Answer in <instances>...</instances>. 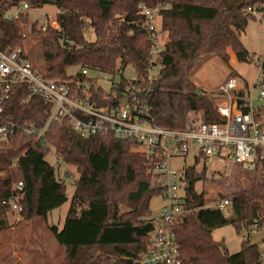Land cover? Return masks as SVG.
Wrapping results in <instances>:
<instances>
[{"label": "trees", "instance_id": "trees-1", "mask_svg": "<svg viewBox=\"0 0 264 264\" xmlns=\"http://www.w3.org/2000/svg\"><path fill=\"white\" fill-rule=\"evenodd\" d=\"M22 3L30 8L52 5L59 10L57 29L42 31L38 20L32 23V34L42 42L46 65L42 74L46 78L77 80L84 68L111 77L120 75L110 91L93 89L98 99H114L115 95L146 99L156 124L173 130H185L192 112L200 113L207 123L221 121L216 97L198 89L191 76L199 61L209 57L228 64L232 52L239 62H251L241 33L255 19L249 9L264 10V0H6L4 8ZM158 4L168 5L162 10L168 41L159 72L151 81L152 42L140 6ZM30 21L29 13L13 20L0 16L1 48H22L27 54L24 34ZM87 28L94 31L95 41H88ZM71 67L80 71L70 76ZM128 68L136 73L132 81L122 75ZM262 68L264 71V58ZM50 111L51 106L33 95L27 84L15 86L4 104L0 124L14 123L16 131L0 140V232L9 227L6 214L12 210L10 200L20 182L24 184L20 200L23 221L46 220L51 211L68 201L66 182L57 177L54 165L46 159L54 149L59 159L79 173L63 228L49 227L55 239L66 247L72 261L90 253V264H140L138 259L157 225L150 202L163 191L151 170L152 161L130 140L113 134L84 138L67 121L51 124L46 133L48 144L42 146L26 135L23 127L29 123L41 126ZM195 160L196 164L202 161ZM206 171L205 164L202 170L191 166L183 171L189 182L184 205L187 214L174 230L184 263L264 264L259 245L244 240L240 251L230 254L225 242L213 237L215 229L227 224L238 232L252 226L263 213L264 183L247 173L252 178L249 187L220 196L232 198L227 217L224 211L204 208L206 191L195 189Z\"/></svg>", "mask_w": 264, "mask_h": 264}, {"label": "built area", "instance_id": "built-area-1", "mask_svg": "<svg viewBox=\"0 0 264 264\" xmlns=\"http://www.w3.org/2000/svg\"><path fill=\"white\" fill-rule=\"evenodd\" d=\"M6 0H0V16L8 20L18 18L31 11L27 3L16 4L5 9ZM168 5L140 6V13L145 18L144 29L152 42L149 61V79L156 78L162 62V54L166 49L162 26V10ZM255 17L264 22V10L261 7L249 9ZM57 13L54 18L45 14L39 21L38 28L46 31L59 28ZM32 28V22L29 24ZM168 38V37H167ZM260 68L252 84L242 83L231 76L218 86L220 102L217 111L221 121L207 123L192 120L185 130L165 129L156 124L152 116V107L146 99L115 95L104 101L98 99L93 89H97L96 81H89L90 71L82 70L77 80H53L46 78L35 70L28 55L22 48L3 50L0 45V116L4 104L10 99L12 89L19 84H27L33 95L41 96L51 106V111L41 126L29 123L23 127L26 135L35 137L37 142L46 146V133L51 124L67 121L76 133L84 138L97 134H113L121 140H130L137 149L151 161V170L156 175L157 183L162 187L161 217L150 234L147 250L138 262L140 264H185L182 258L181 245L177 241L174 226L187 214L186 203L187 182L184 172L172 168V159L190 155L194 147L199 148L195 157L201 158L207 166L216 159L221 164L232 160L251 176H256L264 183V116L254 108V91H258V99L264 98L263 58L257 61ZM244 92V94H240ZM126 99L127 103L122 104ZM14 123L0 124V140L14 134ZM24 184L16 187V194L10 200L12 210L21 215L20 200L23 197ZM231 197L217 200L215 209L231 211ZM264 224L263 213L253 220L251 230L257 231Z\"/></svg>", "mask_w": 264, "mask_h": 264}, {"label": "rangeland", "instance_id": "rangeland-1", "mask_svg": "<svg viewBox=\"0 0 264 264\" xmlns=\"http://www.w3.org/2000/svg\"><path fill=\"white\" fill-rule=\"evenodd\" d=\"M56 12L59 13V10L52 5L31 8L29 12L30 23L35 20L43 21L45 14L54 18ZM29 24L24 34L26 40L24 48L35 70L44 73L46 65L42 42L32 34L33 27L30 28ZM85 33L88 41H95V34L91 28H87ZM167 37L168 33L165 32L164 40L167 39L168 41ZM241 41L252 56L251 62H239L232 52L228 64L218 57H209L199 61L191 76L198 89H202L205 94L211 97L215 96L217 102L221 101L218 93L220 83L231 76H236L242 83L252 84L260 71L257 61L264 57V22L259 17L249 21L246 31L241 33ZM79 71V67H71L68 69V74L72 76ZM155 73L158 74V72ZM122 75L129 81L136 78V73L132 68H128ZM90 77L97 79L96 85L98 87L110 91L113 84L120 81L121 76L111 77L102 71L94 70L90 72ZM253 93L254 108L259 109L264 116V98L262 100L258 99L257 90ZM200 119V113L192 112L189 116V121ZM199 151L198 147H194L189 156L172 159V168L184 171L191 166H196L197 170H202L204 161L196 164L195 160ZM46 159L54 165L57 177L66 182L68 201L61 207L51 211L46 220L36 218L31 221H23L22 215L10 210L6 214V220L10 226L7 230L0 232V264H90L88 261L90 253L87 255L82 253L76 261H72L66 247L58 243L49 228L53 225L62 228L64 224L75 190L76 179L79 177L77 168L59 159L54 149H51ZM251 180L252 178L234 161L230 160L226 164H221L216 159H212V162L207 165L205 177L195 184V189L198 192L206 191L207 203L204 208L215 209L220 196L230 195L238 189L249 187ZM163 204L164 200L161 196H155L151 200L152 218L158 219L161 217ZM230 212L228 209L224 211V214L229 217ZM251 229V227L248 229L243 228L241 232H238L235 226L227 224L215 229L213 237L216 241L223 240L230 254L240 251L242 242L247 240L250 244L260 246L264 258V224L257 231Z\"/></svg>", "mask_w": 264, "mask_h": 264}, {"label": "water", "instance_id": "water-1", "mask_svg": "<svg viewBox=\"0 0 264 264\" xmlns=\"http://www.w3.org/2000/svg\"><path fill=\"white\" fill-rule=\"evenodd\" d=\"M197 92L199 93V90H197ZM126 103H127V100L126 99L122 100V104L125 105ZM186 188H189V184H187Z\"/></svg>", "mask_w": 264, "mask_h": 264}, {"label": "crops", "instance_id": "crops-1", "mask_svg": "<svg viewBox=\"0 0 264 264\" xmlns=\"http://www.w3.org/2000/svg\"><path fill=\"white\" fill-rule=\"evenodd\" d=\"M246 31V30H245ZM264 58V57H263ZM69 210V209H68ZM66 219V218H65ZM65 222V221H64ZM10 226V225H9ZM63 226H64V224H63ZM63 226H62V228H63ZM62 228H59V229H62Z\"/></svg>", "mask_w": 264, "mask_h": 264}]
</instances>
